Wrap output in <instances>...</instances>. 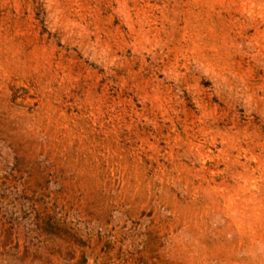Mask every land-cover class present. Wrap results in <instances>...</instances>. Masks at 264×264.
Listing matches in <instances>:
<instances>
[{
  "label": "rangeland",
  "instance_id": "obj_1",
  "mask_svg": "<svg viewBox=\"0 0 264 264\" xmlns=\"http://www.w3.org/2000/svg\"><path fill=\"white\" fill-rule=\"evenodd\" d=\"M0 264H264V0H0Z\"/></svg>",
  "mask_w": 264,
  "mask_h": 264
}]
</instances>
